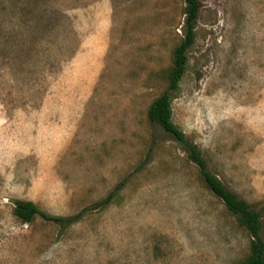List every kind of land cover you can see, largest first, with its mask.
Here are the masks:
<instances>
[{"label": "rangeland", "instance_id": "obj_1", "mask_svg": "<svg viewBox=\"0 0 264 264\" xmlns=\"http://www.w3.org/2000/svg\"><path fill=\"white\" fill-rule=\"evenodd\" d=\"M185 0H0V264H242L251 236L148 116ZM173 120L264 222V0H201ZM112 202L95 205L116 186ZM53 215L90 208L63 229Z\"/></svg>", "mask_w": 264, "mask_h": 264}, {"label": "trees", "instance_id": "obj_2", "mask_svg": "<svg viewBox=\"0 0 264 264\" xmlns=\"http://www.w3.org/2000/svg\"><path fill=\"white\" fill-rule=\"evenodd\" d=\"M184 37L176 47L173 65L169 72L168 88L158 96L148 110L149 119L162 127L186 151L190 160L195 162L208 187L217 195L225 205L237 216L251 236L250 254L242 264H264V222L259 210L255 209L248 201L239 197L229 189L224 182L215 175L208 166L201 148L174 122L172 101L180 90V83L187 71L188 51L196 41V25L201 9V0H185ZM120 188L117 185L105 199L95 205H107L112 202L115 192ZM90 208L73 215H53L41 209L31 200L15 201L14 214L26 223H30L36 216L56 222L61 228L66 229L80 221Z\"/></svg>", "mask_w": 264, "mask_h": 264}]
</instances>
